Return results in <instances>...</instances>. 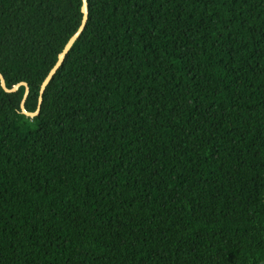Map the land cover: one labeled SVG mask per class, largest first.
<instances>
[{"label":"trees","instance_id":"16d2710c","mask_svg":"<svg viewBox=\"0 0 264 264\" xmlns=\"http://www.w3.org/2000/svg\"><path fill=\"white\" fill-rule=\"evenodd\" d=\"M38 116L0 84V264H264V0H88ZM82 0H0L26 109Z\"/></svg>","mask_w":264,"mask_h":264},{"label":"water","instance_id":"95a60500","mask_svg":"<svg viewBox=\"0 0 264 264\" xmlns=\"http://www.w3.org/2000/svg\"><path fill=\"white\" fill-rule=\"evenodd\" d=\"M82 21L81 24L78 28V30L73 34V36L69 39V41L67 42V44L65 45L64 49L62 50V52L58 55V59L55 63V65L53 66V68L50 70V72L48 73L47 77L44 79L41 88H40V95H39V100H38V107L37 110L35 112H29L26 109V100L28 98L29 95V87L27 83H19L15 86H13L12 88H8L5 82V79L3 77V75L0 73V84L2 89L6 92V93H15L19 90V88L21 86L25 87V93L23 96V99L21 101L20 104V108H21V114L25 115L26 117H29L31 119L35 118L36 116L39 115L40 110H41V106L43 103V95L44 92L46 90V88L48 87V85L50 84V82L53 80L54 76L56 75V73L58 72V70L61 68V66L63 65L67 55L69 54V52L71 51L72 47L74 46V44L76 43V41L80 38V36L82 35V33L84 32L88 19H89V2L88 0H82Z\"/></svg>","mask_w":264,"mask_h":264}]
</instances>
